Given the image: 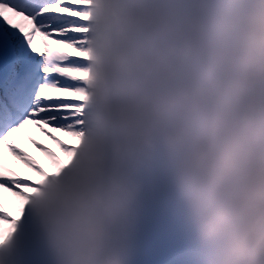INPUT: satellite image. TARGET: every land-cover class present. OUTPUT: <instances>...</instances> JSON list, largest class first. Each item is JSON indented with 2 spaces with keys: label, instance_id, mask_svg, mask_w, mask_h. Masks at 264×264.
<instances>
[{
  "label": "clouds",
  "instance_id": "clouds-1",
  "mask_svg": "<svg viewBox=\"0 0 264 264\" xmlns=\"http://www.w3.org/2000/svg\"><path fill=\"white\" fill-rule=\"evenodd\" d=\"M89 12L86 123L26 203L50 264H134L161 174L203 264H264V0Z\"/></svg>",
  "mask_w": 264,
  "mask_h": 264
},
{
  "label": "snow or ice",
  "instance_id": "snow-or-ice-1",
  "mask_svg": "<svg viewBox=\"0 0 264 264\" xmlns=\"http://www.w3.org/2000/svg\"><path fill=\"white\" fill-rule=\"evenodd\" d=\"M89 9L90 0H0V243L27 219L28 195L39 183L10 167L7 157L36 177L47 175L14 136L55 168L74 152L75 143L54 133L75 142L84 129ZM31 128L58 151L33 139Z\"/></svg>",
  "mask_w": 264,
  "mask_h": 264
},
{
  "label": "rangeland",
  "instance_id": "rangeland-1",
  "mask_svg": "<svg viewBox=\"0 0 264 264\" xmlns=\"http://www.w3.org/2000/svg\"><path fill=\"white\" fill-rule=\"evenodd\" d=\"M54 135L59 136L66 144L74 143L59 133ZM50 144L49 148L58 151L51 141ZM36 152L39 155L36 160L45 171H49L46 158L39 151ZM19 174L39 179L28 170ZM159 181L155 190L149 192L147 197L153 200L150 197L163 196V201L160 203L148 201L145 204V216L149 227L143 228V231L142 228L139 229L143 233H138L141 239L137 237L134 264H203L201 253L194 238H191L190 228L182 209L170 193L163 174L160 175ZM47 255L39 224L29 214L27 219L18 225L11 250L0 255V264H50Z\"/></svg>",
  "mask_w": 264,
  "mask_h": 264
},
{
  "label": "bare ground",
  "instance_id": "bare-ground-1",
  "mask_svg": "<svg viewBox=\"0 0 264 264\" xmlns=\"http://www.w3.org/2000/svg\"><path fill=\"white\" fill-rule=\"evenodd\" d=\"M30 135L33 139H36L41 144L47 147L51 146L50 141L47 140L37 129L31 128ZM13 140L18 147L23 148L25 151L29 152V154L32 155L35 159L39 158L36 150L23 137L14 136ZM7 161L9 166L16 170L18 173L25 172L27 170L23 168V166L20 165L19 162L12 160L11 157H7ZM4 195L7 199H12L8 193H5Z\"/></svg>",
  "mask_w": 264,
  "mask_h": 264
},
{
  "label": "trees",
  "instance_id": "trees-1",
  "mask_svg": "<svg viewBox=\"0 0 264 264\" xmlns=\"http://www.w3.org/2000/svg\"><path fill=\"white\" fill-rule=\"evenodd\" d=\"M157 183H160V181L158 180ZM152 190H153V189L149 188V189L146 191V193H145V196H144V207H145V204H146L148 201H150V202H154V201H156V202H159V203L163 201V196H162V197H159V198H153V197H150L151 199H153V200H150V199L147 197V194H148L149 192H151ZM145 213H146V210L143 209V215H142L141 224H140V228H142V231H143V228L145 229V228L149 227L148 224H147V221H146ZM155 222H157V221H154V223H155ZM150 223H151V222H150ZM142 231H141V232L139 231V232H140L139 234L143 233ZM139 234H138V236H139ZM190 235H191V238L193 239L194 237L192 236L191 231H190ZM139 239H141L140 236H139ZM47 256H48V255H47Z\"/></svg>",
  "mask_w": 264,
  "mask_h": 264
}]
</instances>
